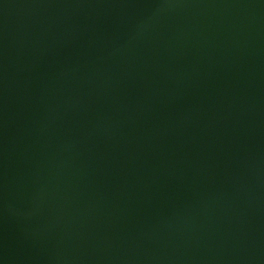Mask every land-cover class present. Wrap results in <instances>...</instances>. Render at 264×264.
<instances>
[{
  "label": "water",
  "instance_id": "obj_1",
  "mask_svg": "<svg viewBox=\"0 0 264 264\" xmlns=\"http://www.w3.org/2000/svg\"><path fill=\"white\" fill-rule=\"evenodd\" d=\"M0 264H264V0H0Z\"/></svg>",
  "mask_w": 264,
  "mask_h": 264
}]
</instances>
